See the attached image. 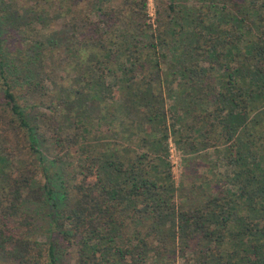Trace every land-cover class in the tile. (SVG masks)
I'll return each instance as SVG.
<instances>
[{"label":"trees","instance_id":"16d2710c","mask_svg":"<svg viewBox=\"0 0 264 264\" xmlns=\"http://www.w3.org/2000/svg\"><path fill=\"white\" fill-rule=\"evenodd\" d=\"M95 7L99 19L74 22L65 51L78 77L59 85L51 112L64 118L57 127L84 125L90 116L108 127L119 125L125 142L132 134L138 137L137 147L118 142L117 135L109 136L106 150L98 153L82 147L85 182L75 185L78 196L69 204L74 188L68 192L66 166H58L66 159L47 161L38 123L20 96L24 82L18 83L8 66L0 27V102L8 110L0 114V124L9 118L6 125L24 133L26 152L39 160V166L31 163L11 176V157L0 155V254L16 264H61L59 241H65L77 244V264H147L152 250L160 256L172 244L173 254L193 253L194 264H264V147L249 139L256 129L254 115L264 113V0H194L191 5L171 0L166 19L156 27L148 21V0H122L116 6L96 0ZM26 27L19 33L31 41ZM174 83V94L193 105L180 114L175 103L176 119L170 123L166 87ZM181 127L205 137L203 148L210 146V133L211 146H239L237 156L230 157L236 171L229 179L238 193L228 189L194 207H177L167 142L172 134L180 149L183 139L191 153L199 149L198 137L184 136ZM62 130H55L54 148L63 146ZM2 135L9 136V129L4 127ZM40 173L55 227L38 234L28 203L43 199Z\"/></svg>","mask_w":264,"mask_h":264},{"label":"rangeland","instance_id":"374dc122","mask_svg":"<svg viewBox=\"0 0 264 264\" xmlns=\"http://www.w3.org/2000/svg\"><path fill=\"white\" fill-rule=\"evenodd\" d=\"M105 1L107 5L110 3V6H116L122 0ZM170 1L148 0V21L153 23L154 27L167 15ZM174 1L179 4L191 5L194 0ZM95 3L96 0H0V27L8 66L12 71V76L16 77V81L18 83L24 82L20 96L22 101L28 106L27 112L30 117L38 123L40 147L47 161L52 162L55 159L64 161V158L66 159L65 164L60 162L58 166H66L65 186L68 192L70 193L71 187L74 188L67 199L69 204L71 199L73 200L71 205L74 204L78 196L76 195L75 185L79 186L85 182L86 172L83 174V168L79 167V164L87 156V154L82 152V147L97 148L96 152L98 153L99 150H106L107 138L115 135H117L116 139H118V142L127 143L132 145L133 148L137 147L136 143L138 141V137L132 134L125 142L124 138L122 139L123 134H121L123 127L119 125L117 127H108V124L103 119L91 118L92 116L83 120V123L85 122L84 125L57 127L63 125L62 121L64 118L59 112H51V107L57 103L53 98L60 95L59 85L68 86V84L74 83L78 77V70L74 69L70 64L65 51L66 45L73 38L74 22L86 17L91 21L99 19L100 16L95 9ZM22 25H28L26 27L27 30L24 31L33 41L23 38V34L19 33V27ZM163 71L164 73L168 72L167 63L163 64ZM164 77L166 83L171 82V77L167 78L166 75ZM108 80L113 82L114 78L111 77ZM174 85L175 83L166 87V106L170 123L176 119L173 109L175 103L182 107V110L178 112L180 114L186 111V107L193 105L187 99L176 96V93L174 94V91L177 90ZM169 89L172 90L170 91ZM104 111L106 110L104 109ZM0 114H8L7 108L1 102ZM54 118L57 119L56 122H53ZM72 121L75 123L74 120H70L69 123L72 124ZM253 122L256 129L252 131L249 137L250 144L252 143L251 145L257 148L260 145L264 147V134L262 133L264 129V113L254 115L252 124ZM8 123L9 118L0 124V155L4 154L11 157V164L13 165L12 168L9 167L8 174L18 176L24 172L23 168H29L31 163L39 166V160L26 152L27 141L25 136H23L24 133L16 131L13 125H6ZM4 127L9 129V136H1ZM57 128L63 129V136L61 137L62 148H54L55 139L58 137L55 131ZM187 128L181 127L178 129L179 131L180 129L186 130L183 132L184 136L190 133L192 136L198 137L196 145L199 149L196 152L191 153L188 151L190 145L185 142V139L181 143L183 150L180 149L172 134L167 142L170 148L172 176L176 185L175 200L177 207H194V205L202 203L211 195L223 196L228 189L233 193H238L237 188L229 184V179L236 171V166L231 164V158L237 156L239 146L236 145L231 148L228 143L224 142L211 146V143L215 140L212 137V133H210L208 139L210 146L203 148L206 138ZM115 132L118 134H115ZM157 135L160 136V134ZM75 139H77L76 142H74ZM232 143L237 144L238 140ZM262 150L264 152V148ZM163 168L164 166L161 167V169ZM52 173L53 178L58 177L56 170L52 171ZM161 175L164 176V174ZM157 176L160 177L158 173ZM36 179L37 188L43 191V193L41 192L43 199L39 201L32 199L28 206L35 215L38 226L37 233L40 234L41 232L47 233L49 228H54L55 221L51 218L52 209L48 203V194L43 190L46 179L42 173L38 174ZM93 179L92 177L88 178L90 181ZM33 186H35L34 182ZM67 201L64 205H67ZM244 213L248 214L249 211L245 210ZM63 224L65 223L63 222ZM140 225L142 224L140 223ZM39 239L45 240V238L40 236ZM149 240L152 246L156 248L157 243L152 239ZM59 245V252L62 256L61 264H77V244L70 246L65 241H59ZM172 249L173 245L169 244L168 248L162 249L163 252L160 256L155 250H152L149 253L150 258L147 264H194L195 255L193 253L187 251L173 254ZM0 264L16 263L0 254Z\"/></svg>","mask_w":264,"mask_h":264}]
</instances>
